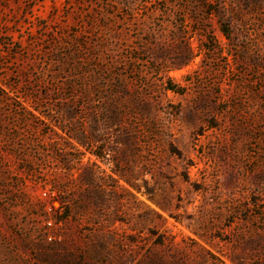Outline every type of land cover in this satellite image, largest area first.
Segmentation results:
<instances>
[{
	"label": "rangeland",
	"instance_id": "374dc122",
	"mask_svg": "<svg viewBox=\"0 0 264 264\" xmlns=\"http://www.w3.org/2000/svg\"><path fill=\"white\" fill-rule=\"evenodd\" d=\"M0 264H264V0H0Z\"/></svg>",
	"mask_w": 264,
	"mask_h": 264
},
{
	"label": "trees",
	"instance_id": "16d2710c",
	"mask_svg": "<svg viewBox=\"0 0 264 264\" xmlns=\"http://www.w3.org/2000/svg\"><path fill=\"white\" fill-rule=\"evenodd\" d=\"M170 89H172V86H169Z\"/></svg>",
	"mask_w": 264,
	"mask_h": 264
}]
</instances>
